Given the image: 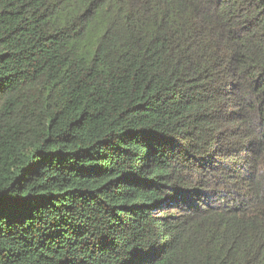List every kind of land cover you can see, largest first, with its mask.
<instances>
[{"label": "trees", "instance_id": "trees-1", "mask_svg": "<svg viewBox=\"0 0 264 264\" xmlns=\"http://www.w3.org/2000/svg\"><path fill=\"white\" fill-rule=\"evenodd\" d=\"M0 264H264V0H0Z\"/></svg>", "mask_w": 264, "mask_h": 264}]
</instances>
